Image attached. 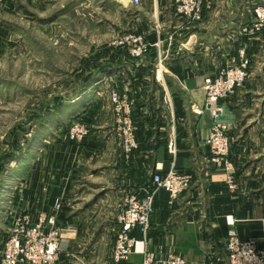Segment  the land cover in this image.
<instances>
[{
    "label": "crops",
    "instance_id": "obj_1",
    "mask_svg": "<svg viewBox=\"0 0 264 264\" xmlns=\"http://www.w3.org/2000/svg\"><path fill=\"white\" fill-rule=\"evenodd\" d=\"M143 3L138 12L145 18L146 55L103 59L93 76L101 79V134H90L82 146L40 152L33 169L22 165L19 171L24 182L18 183V211L56 215L64 230L54 264H116L111 254L127 197L151 192L153 175L171 169L192 175L191 187L174 202L156 192L149 234L131 231L139 243L120 264H143L144 249L159 258L174 250L186 264H226L230 231L264 244V33L242 34L264 0H203L200 21L179 16L174 0ZM243 48L249 78L221 101L222 120L234 137L228 160L238 187L230 190L224 165L210 162L205 145L213 111L205 106L203 85L240 61ZM94 84L81 98L96 90ZM118 94L128 99L134 127L136 147L128 151L115 117Z\"/></svg>",
    "mask_w": 264,
    "mask_h": 264
},
{
    "label": "rangeland",
    "instance_id": "obj_2",
    "mask_svg": "<svg viewBox=\"0 0 264 264\" xmlns=\"http://www.w3.org/2000/svg\"><path fill=\"white\" fill-rule=\"evenodd\" d=\"M144 6L143 0L138 6L132 0H0L2 252L7 248L9 233L20 232L14 220L17 216L24 219L22 237L38 226L47 235L57 230L61 234V248L64 230L58 226L56 215H52L55 223H51L52 216L46 212L35 217L31 209L18 211L17 188L22 180L19 171L23 170L22 165L26 170L33 169L40 152L53 147L65 150L68 145L82 146L90 134H101V79L93 76L103 59L110 60L115 55L121 58L146 55L148 44L142 32L145 18L139 16ZM178 15L193 21L202 19V16ZM253 17L250 27H244L242 33L251 38L264 33V26L255 28V13ZM249 63L243 48L240 61L230 65L244 68V83L250 75ZM94 82L98 87L90 93L91 98L86 99L85 95L81 98ZM108 97L114 103L112 91ZM119 97L122 102L128 100L123 94ZM119 103L115 107L117 115ZM74 108L78 110L71 111ZM115 117L119 123L118 116ZM74 124H81L88 131L83 138L72 131ZM117 136L120 137L118 132ZM121 147L125 150L124 145Z\"/></svg>",
    "mask_w": 264,
    "mask_h": 264
},
{
    "label": "built area",
    "instance_id": "obj_3",
    "mask_svg": "<svg viewBox=\"0 0 264 264\" xmlns=\"http://www.w3.org/2000/svg\"><path fill=\"white\" fill-rule=\"evenodd\" d=\"M134 5H140L142 0H132ZM176 11L185 16L200 17L202 0H174ZM258 30L264 26V5H258L255 9ZM139 53L140 52H135ZM243 54V53H242ZM247 62V61H246ZM248 63V62H247ZM246 73L244 68L229 66L222 69L215 77H207L204 80L203 89L206 96L205 106L213 111V122L205 140V145L210 154V162L213 165H224L226 171V182L230 190H235L237 180L234 174V166L228 160L234 137L230 134L229 126L222 120L223 107L221 101L231 96L239 85L244 83ZM122 108L124 111L121 112ZM118 122L120 124V135L124 137V148L126 151L136 147L133 135V125L129 117V105L125 102L118 104ZM125 112V114H123ZM74 133L81 134L83 138L87 130L84 126L77 124L73 126ZM169 151L172 156L176 154L175 139L169 142ZM193 176L179 173L171 169L165 176L158 173L153 175V190L143 194L141 197L132 193L126 199L125 210L119 218L120 228L116 232V239L112 249L111 258L116 264L129 260L135 252L138 240L130 235L131 231L138 227L147 238L151 227V218L154 212V200L157 191L162 190L169 196L170 202L178 200L192 184ZM51 223L55 218L50 217ZM15 225L20 227L19 234H10L6 250L0 258V264H54L59 259V231H51L45 234L40 226L27 232L22 237V225L24 219L17 216ZM26 238V239H25ZM227 263L226 264H264V244L258 245L253 239L241 240L238 234L230 231L227 239ZM143 264H186V258L179 252L171 251L167 256L159 258L154 252L144 249ZM207 264H224L216 260H210Z\"/></svg>",
    "mask_w": 264,
    "mask_h": 264
}]
</instances>
